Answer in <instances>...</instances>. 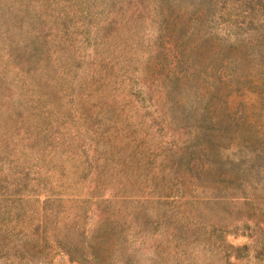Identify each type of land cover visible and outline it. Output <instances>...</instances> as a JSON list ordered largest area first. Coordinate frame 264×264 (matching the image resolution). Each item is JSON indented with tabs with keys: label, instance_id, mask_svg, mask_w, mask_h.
<instances>
[{
	"label": "rangeland",
	"instance_id": "rangeland-1",
	"mask_svg": "<svg viewBox=\"0 0 264 264\" xmlns=\"http://www.w3.org/2000/svg\"><path fill=\"white\" fill-rule=\"evenodd\" d=\"M0 264H264V0H0Z\"/></svg>",
	"mask_w": 264,
	"mask_h": 264
}]
</instances>
